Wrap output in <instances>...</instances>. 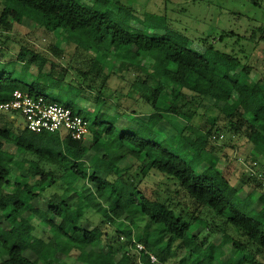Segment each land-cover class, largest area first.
<instances>
[{"label": "trees", "instance_id": "1", "mask_svg": "<svg viewBox=\"0 0 264 264\" xmlns=\"http://www.w3.org/2000/svg\"><path fill=\"white\" fill-rule=\"evenodd\" d=\"M2 3V32H11L15 24L30 19L49 33L59 32L62 42L75 47V54L81 53L84 44L89 45L83 61L72 58L68 65L80 90L76 97L88 100L87 95L95 93V116L89 123L84 115L91 135L87 140L76 141L60 133L34 134L44 136L42 146L25 144V133L17 134L13 126H0V155L7 158L0 162V194H24L14 207L0 211V264H122L125 259L127 264H153L150 255L157 258L155 264H201L208 257L207 247L214 243L204 238L200 254L187 251L185 245L196 243L202 229L215 233L218 226L202 218L191 222L166 203L148 199L141 184L152 174L173 182L176 193L193 201L200 215L206 210L221 220L217 231L223 236L215 251L237 243L227 234L228 227L245 239L246 243L232 248L231 259L224 264H236L239 259L245 264H264L257 261L264 254L260 202L264 183L245 197L226 176L224 160L212 145L226 133L230 141L246 139L253 158L264 160V84L254 79L249 63L242 64L237 57L207 45L206 40L201 53L183 47L179 36L152 37L127 27L123 20L128 9L113 8L110 0ZM109 13H116L118 21ZM258 34L264 39V27L252 39ZM36 60L37 54L26 48L16 60H0V105L11 101L17 91L56 104L37 87L56 91L59 82L64 90L71 87L65 77L54 75L56 67L50 72L44 68L34 72ZM133 69L137 76L126 96L132 106L109 101L105 93L111 76L124 80ZM196 100L218 109V115L208 116L202 127L187 125L182 133L168 136L164 129L146 126L150 114L193 120L202 104L195 110L187 105ZM139 105L149 113L138 114ZM95 133L99 138H93ZM111 155L119 156L127 166L120 164L105 172ZM93 192L106 197L94 209L87 202ZM247 199L253 204L245 212ZM92 213L101 217L96 233L91 230ZM55 220L68 228L56 229ZM136 244L145 248L142 254L132 249Z\"/></svg>", "mask_w": 264, "mask_h": 264}, {"label": "rangeland", "instance_id": "2", "mask_svg": "<svg viewBox=\"0 0 264 264\" xmlns=\"http://www.w3.org/2000/svg\"><path fill=\"white\" fill-rule=\"evenodd\" d=\"M116 1H119L120 4H117ZM116 1L110 0V6L113 8L120 6L128 9V14L124 15L123 20L125 26L152 37L179 36L180 44L183 47L186 46L201 53L205 51L204 41L206 40L207 45L214 46L215 49L223 53L237 57L242 64H245V62L249 63L254 70V79L256 81L261 80L264 84V39H261L259 34L256 39H252L255 31L260 27H264V0ZM10 6L17 8L14 4H10ZM3 9L4 5L2 0H0V14ZM108 16L113 21H118L116 13H109ZM221 38L222 40H220ZM22 48L37 54L34 72L41 68L50 72L53 67H56L54 75L58 79L65 77L66 82L72 84L67 90L61 88V82L57 84L56 91L42 86H38V90L43 92L51 101L79 111L89 119L90 123L95 116V93L88 94V100L76 97L80 95V90L78 89V84H76L75 73L69 69L68 65L72 58L81 57L83 61L86 57L84 51L88 50L89 45H83V49L80 51L82 54H75V47L62 42L59 32L49 33L34 21L24 19L21 24H15L11 32H2L0 30V60H16ZM133 56V54L129 55L130 58H133ZM125 76L124 80L118 76H111L108 81L109 90L105 94L110 97L109 101L120 102L121 105L129 108L132 106V102L126 99V96L130 84L137 76V71L133 69L132 72L125 74ZM183 103L181 102L180 105ZM201 104V100H196L193 105H187V109L195 110L196 106ZM209 105L208 102L202 104L197 109L194 119L190 121L186 116L150 114L145 118L146 126L164 129V134L168 136L182 133L187 125L200 128L208 116L218 115V109L211 108ZM140 106L136 107L138 114L149 113L147 109ZM104 119L106 120L107 118L103 117L102 120ZM3 125L13 126L17 134L19 131H23L25 133L23 136L25 144L30 143L42 146L44 142V136H34L28 131L24 119L19 115L0 114V126ZM185 132L187 135L190 133L187 130ZM223 135L224 138L221 137L219 140H214L212 145L215 146L216 155L224 160L226 176L234 186L244 191L243 195L246 197L254 189H259L260 182L264 183V160L253 158L251 145L246 139L230 141L229 134L224 133ZM218 136L220 135H215L214 137ZM93 138L97 139L99 135L95 133ZM110 157L111 161L106 166L105 172H111L113 167L120 164L127 166L126 163L120 162L119 156L111 155ZM6 160L5 156L0 155V162ZM45 168L47 170L54 169L49 165L45 166ZM31 173L33 174L34 170H31ZM207 173L215 176L214 171L209 170ZM141 190L148 199L166 203L171 209L191 222L195 218H202L210 223L214 221L213 227L214 225L222 227L221 220L215 218L211 212L205 210L200 215L198 206L184 194L178 195L176 193L177 187L173 185V182L162 176L152 174L150 177L145 178L141 184ZM260 190L262 191L263 189L260 188ZM55 191L53 190L52 192ZM23 195L21 192L16 196L0 194V211L14 207L16 201L22 198ZM87 202L94 209L104 204L106 197L93 192L87 197ZM247 202L243 209L245 212L253 204L250 199H247ZM260 202L263 205L262 213L264 214V196ZM89 217L91 222H93L91 223L93 224L91 230L96 233V227L100 223L101 217L97 213H92ZM54 222L53 226L58 230H66L68 228V225L60 220H55ZM218 227H214L215 233L202 229L201 237L196 243L188 241L185 245L187 251L200 254L202 252L200 244L204 238H206L208 243H214L207 247L208 257L201 264H224L226 259H231L232 248L240 246V243H246L237 230L228 227L226 229L227 234L237 243H227L222 249L215 251V245L217 246L221 242L223 236L217 231ZM134 230L136 231L135 227ZM39 235H42L41 230ZM225 237L227 238L228 236L225 235ZM132 249L134 250V247ZM214 253L219 256L218 259L214 257ZM52 256H54V253H52ZM257 261L264 262V254L259 255ZM122 264H127L126 259ZM236 264L245 263H242V260L239 259Z\"/></svg>", "mask_w": 264, "mask_h": 264}, {"label": "built area", "instance_id": "3", "mask_svg": "<svg viewBox=\"0 0 264 264\" xmlns=\"http://www.w3.org/2000/svg\"><path fill=\"white\" fill-rule=\"evenodd\" d=\"M21 116L28 131L35 135L60 133L61 137H70L76 141H85L90 135V128L82 113H75L59 104H48L44 97H32L22 92H15L13 99L0 105V114ZM134 250L143 253L145 248L136 244ZM153 264L158 263L150 255Z\"/></svg>", "mask_w": 264, "mask_h": 264}]
</instances>
